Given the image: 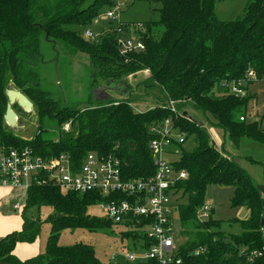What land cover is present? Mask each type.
<instances>
[{
    "label": "trees",
    "instance_id": "16d2710c",
    "mask_svg": "<svg viewBox=\"0 0 264 264\" xmlns=\"http://www.w3.org/2000/svg\"><path fill=\"white\" fill-rule=\"evenodd\" d=\"M83 1L64 0L52 7L45 0H0L1 138L9 145L31 147L43 157L68 155L79 167L90 152L115 155L121 159L128 178H146L155 172L150 142L156 136L151 128L161 125L172 114L168 102L177 101L181 115L174 125L186 134L185 142L192 137L196 141L193 150L181 144L180 155L174 162L178 171L187 172V178L177 187L181 192L176 204L184 229L181 234L190 235L180 246V253L187 254L206 246L210 250V264L243 263L239 255L241 247H264V194L238 162L220 153L203 123L188 111V116L184 115V107L201 112L207 121V115L214 117L216 126L236 144L244 137L264 144V129L257 123L246 122L244 110L248 95L230 93L231 86L238 83L247 89L253 81L247 78L250 71L255 72L258 79L264 77V0H249L243 16L233 21L217 17V0H162L160 20L145 23L144 51L134 52L127 58L119 52L116 31L93 44L84 41L78 30L69 27L73 24L90 26L101 9L114 3V0H94L83 7ZM42 35L53 44L60 41L73 51L89 54L97 91L106 88L99 86L100 80L118 85L130 75L148 71L150 75L142 86L146 90H158L154 106L137 111L134 107L137 100L132 98L130 86L124 87V96L120 99L112 96L103 99L96 91L85 108L79 104L59 105L48 91L39 88L38 80L28 77V65L38 64L41 58ZM27 57L31 60L27 61ZM9 75L36 106L41 120L51 118L62 125L57 141L42 138V129L32 140L12 132L4 119L9 104L6 93ZM67 123L70 131L64 130ZM210 185L233 186L231 206L246 207L248 217L226 222L212 216L199 223L196 213L205 204ZM181 198H185V202H181ZM101 200L96 192L63 194L53 182L35 183L22 209V228L0 238V264H157L153 259L103 262L91 245H59V237L65 229L95 231L117 225L88 214L89 207ZM44 206L53 208L47 219L51 232L45 252L22 261L14 255L15 247L20 242L36 241L43 224L40 217L27 213L32 208ZM226 223L238 225L240 231L223 230ZM122 236L136 235L122 232Z\"/></svg>",
    "mask_w": 264,
    "mask_h": 264
},
{
    "label": "rangeland",
    "instance_id": "374dc122",
    "mask_svg": "<svg viewBox=\"0 0 264 264\" xmlns=\"http://www.w3.org/2000/svg\"><path fill=\"white\" fill-rule=\"evenodd\" d=\"M48 6L55 7L57 3L64 0H45ZM94 0H84L83 7L88 6ZM249 0H217L215 12L219 19L233 21L243 16L244 8ZM162 0H131L127 7L121 13L122 22L126 24V29H130L143 34L147 31L146 22H155L160 20V9ZM109 6L101 9L100 14L94 19L90 26L69 25L71 29L78 30V35L90 43H99L101 37L115 31L118 25L117 20L107 19L105 13L109 10ZM136 25V26H130ZM136 27V28H134ZM85 30H92L97 35L95 40H88L83 35ZM41 58L38 64L28 65V77L33 80H38L39 88L49 92V96L58 102L59 105L77 106L78 104L85 108L91 100L92 93L96 94L95 80L92 79L94 66L90 56L86 52L73 51L67 44L58 41L54 44L46 39L45 35L41 36V47L39 50ZM27 61L31 58L27 57ZM150 75L148 71H141L133 74L118 82L107 84L102 80L98 81L99 86L105 85L108 94L116 99L122 98L124 87L130 86L132 89V98L136 99L134 107L137 111H144L151 106H154L155 98L159 96L156 89L146 90L142 83ZM9 81L6 88L21 90L15 83L13 77L9 75ZM32 81V80H31ZM36 83V82H34ZM107 85V86H106ZM123 88V89H122ZM248 102L246 104L244 114L247 123H257L264 129V79L253 80L247 87ZM18 118L15 127H10L12 132L20 138L32 140L34 135L42 131V138L57 141L60 138V130L62 125L58 121L51 118L40 119L38 109L34 105L30 111H25L16 102L13 105ZM185 111L190 113V116L203 123L207 129L210 140L216 145L220 153L224 156L238 162L254 179L258 186L264 185V144L256 142L248 137H244L238 144L230 140L225 132L216 126L215 118L207 115L209 121L192 107H184ZM187 112V113H188ZM188 113V114H189ZM70 131V130H69ZM217 143V144H216ZM187 150H193L196 146L195 138L192 137L184 144ZM179 156H168L170 160L177 159ZM0 196V206L2 213L0 215V233L6 232L8 229L18 226L21 221V214L13 210L14 204L18 202L16 197L21 194V203L23 208L27 205V198L24 199L22 192L15 191L6 192ZM8 197H5V195ZM234 193L233 186L210 185L208 187L205 201L214 207V219L228 221L230 219H245L249 215V210L246 207H232L231 197ZM12 197V198H10ZM185 202V198L180 199ZM53 212L50 206H44L41 209L32 208L27 213L31 217H40L43 221L42 231L37 239V245L41 244V252L45 251V244L51 232V224L48 222L49 215ZM88 214L102 217L99 205L94 204L89 207ZM104 218V217H102ZM106 219V218H105ZM223 230L227 232H238L239 226L234 224L230 226L225 224ZM131 232L129 228L122 225L113 227H105L90 231L85 228L65 229L59 237V245L73 246L76 244L91 245L96 256L103 262H121L124 261V252L129 249L135 250L139 248L140 240L130 236H122V232ZM189 236H178L179 241H187ZM139 242V243H138ZM124 249V250H123ZM117 258L114 260L112 255Z\"/></svg>",
    "mask_w": 264,
    "mask_h": 264
},
{
    "label": "built area",
    "instance_id": "2783aa9c",
    "mask_svg": "<svg viewBox=\"0 0 264 264\" xmlns=\"http://www.w3.org/2000/svg\"><path fill=\"white\" fill-rule=\"evenodd\" d=\"M130 2L114 0L105 13L107 19L118 21L114 30L118 33L119 52L125 58L145 49L142 35L131 29L127 31L121 19L123 9ZM126 31L128 34L125 35ZM83 35L90 41L97 37L92 30H85ZM247 78L258 79L253 71L247 73ZM230 93L242 97L248 94L242 83L232 85ZM177 103L170 100L168 105L172 114L161 125L151 128L156 137L150 142L155 166V172L150 177L128 178L121 159L115 155L90 152L79 167L72 163L68 155L43 157L31 147L9 145L0 136V188L19 190L23 197L28 198L29 190L35 183L50 181L57 184L63 194L96 192L102 197L96 203L102 217L129 228L136 235L137 241L140 240L138 249L124 252V261L143 262L153 259L157 264H210L208 247L201 246L182 255L180 246L186 241L177 239L178 236H184L181 234L184 229L176 205L181 195L177 187L187 178L186 171H178L174 167L177 159L168 158L180 155L179 146L185 143L186 138V134L174 125L175 119L181 115ZM70 128L69 123L65 124V131ZM14 208L20 211L23 209L21 200L14 204ZM212 216L213 207L208 202L196 213L199 223ZM148 243L149 247L146 248ZM239 255L243 258V263L239 264H262L264 247H241ZM112 258L115 260L117 256L113 254Z\"/></svg>",
    "mask_w": 264,
    "mask_h": 264
},
{
    "label": "water",
    "instance_id": "95a60500",
    "mask_svg": "<svg viewBox=\"0 0 264 264\" xmlns=\"http://www.w3.org/2000/svg\"><path fill=\"white\" fill-rule=\"evenodd\" d=\"M109 88H104L101 91L98 90V92L102 93L103 99H107L110 95L108 94L107 90ZM9 104L7 106V110L4 116L5 122L10 127H15L17 123L18 115L16 111L13 109V105L17 102L19 106H21L25 111H30L34 104L33 102L20 90H14V89H8L6 91ZM185 116H188V113H184ZM259 190L264 194V185L258 186Z\"/></svg>",
    "mask_w": 264,
    "mask_h": 264
},
{
    "label": "crops",
    "instance_id": "0c3cea01",
    "mask_svg": "<svg viewBox=\"0 0 264 264\" xmlns=\"http://www.w3.org/2000/svg\"><path fill=\"white\" fill-rule=\"evenodd\" d=\"M3 191L9 192V193L12 192V194H13V192L19 191V190H14V189H11V188H0V196L5 194ZM19 192H21V191H19ZM9 193L7 195H5V197H8ZM10 198H12V197H10ZM23 198L26 199L27 197H23ZM16 199L18 201H19V199H21L20 198V194H18V197H16ZM1 207L2 206H0V215L2 213V208ZM12 208H13V210L15 212L22 213V211H23V210H21V211L20 210H16L14 208V206ZM214 212H215V209L213 207V217H214ZM22 226H23V214H21V221L18 224V226L10 228L4 233H0V238L5 237L6 235H8L9 233H12L13 231L20 230L22 228ZM45 247H46V244H45ZM40 248H41V244H39V247H38L37 240L34 241L33 243L20 242L15 247L14 255H16L20 260L25 261L27 259H30L32 257H35V256L41 254L42 252H41Z\"/></svg>",
    "mask_w": 264,
    "mask_h": 264
},
{
    "label": "flooded vegetation",
    "instance_id": "af4514ba",
    "mask_svg": "<svg viewBox=\"0 0 264 264\" xmlns=\"http://www.w3.org/2000/svg\"><path fill=\"white\" fill-rule=\"evenodd\" d=\"M101 91V90H100ZM99 95H102V93L98 92ZM103 96V95H102Z\"/></svg>",
    "mask_w": 264,
    "mask_h": 264
}]
</instances>
